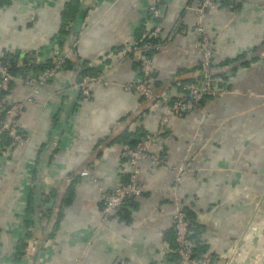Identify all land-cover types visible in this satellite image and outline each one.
I'll return each mask as SVG.
<instances>
[{"label":"crops","instance_id":"1","mask_svg":"<svg viewBox=\"0 0 264 264\" xmlns=\"http://www.w3.org/2000/svg\"><path fill=\"white\" fill-rule=\"evenodd\" d=\"M201 2L165 0L168 47L153 76L163 97H178L177 81L200 78L191 50ZM0 4L1 57L43 67L56 40L71 62L19 117L29 144L0 153V264H178L179 207L192 221L194 252L211 264H264V0H219L208 10L204 24L219 61L232 66L228 93L180 117L161 98L124 90L140 78L141 55L130 49L148 29V0ZM87 71L100 81L85 98L79 83ZM30 91L15 83L11 101ZM165 115L168 129L155 150L161 165L143 161L141 196L104 222L101 189L126 183L124 152Z\"/></svg>","mask_w":264,"mask_h":264},{"label":"built area","instance_id":"2","mask_svg":"<svg viewBox=\"0 0 264 264\" xmlns=\"http://www.w3.org/2000/svg\"><path fill=\"white\" fill-rule=\"evenodd\" d=\"M217 1L219 0H202L199 9L196 11L197 25L195 34L198 37V42L191 50V53L199 59L200 78L196 82L177 81L174 86L181 93L178 95L177 100L172 101L171 96L163 97L158 94L153 85L154 61L168 47L165 30L161 24L165 0H148V29L140 42H136L130 49L131 52L141 55L140 78L124 86V90L127 92L134 91L150 100L159 98L165 100L172 114L177 117L199 110L201 103L207 98H223L228 93L224 85L229 79L228 77H232V66H221L219 64L218 55L220 54L218 48L213 44L209 31L204 24L206 13L214 8ZM1 10L2 6L0 4V12ZM156 39H160L162 43H153V40ZM52 49V67L45 68L38 77L31 79H24L20 75L13 74L10 66L5 64L0 56V153L5 151L13 152L29 144L30 138L21 131L18 119L27 105L35 103V97L39 94L41 86L52 80L63 70L68 60L67 56L61 52L58 41L52 42ZM21 66L22 64L20 63L19 67ZM99 81L95 76H83L79 84L82 95L85 98L90 97V84L99 83ZM17 82H24L31 88V91L19 102H12L10 96L13 85ZM168 125L169 117L165 115L161 118L159 129L155 133L142 135L134 147L124 152L123 157L126 159L131 171L127 182L117 187L114 191L106 192V190L101 189L104 222L113 216L128 199L141 196L139 166L143 161L147 160L157 166L161 165V159L155 150L166 136ZM56 145L53 147L56 148ZM185 171L186 167L184 165L177 169L174 188L181 182V177ZM82 176H89V173L85 171ZM191 226L192 221L184 209L182 207L177 208L174 214V227L178 264H211V258L194 252L195 241L192 229L190 230ZM33 244L35 242L30 241L28 249L29 247L32 248Z\"/></svg>","mask_w":264,"mask_h":264},{"label":"trees","instance_id":"3","mask_svg":"<svg viewBox=\"0 0 264 264\" xmlns=\"http://www.w3.org/2000/svg\"><path fill=\"white\" fill-rule=\"evenodd\" d=\"M137 42H140V39L137 41ZM166 42V41H165ZM153 43H162V41L160 39H156V40H153ZM141 44V43H140ZM134 53V52H133ZM152 54V53H151ZM2 61L9 65L10 68H11V71L13 72V74L15 75H20L22 76L24 79H27V76L29 74V72L33 69H45V68H49V67H52L51 63H46L45 65H38V64H35V65H30L26 58L21 60V57L20 56H15V55H11V54H7L5 56L2 57ZM22 64L21 67H19V64ZM225 63H228L229 62H221L220 61V65L223 66L225 65ZM71 66V62L70 61H67L64 68L63 69H68L70 68ZM86 75H91L88 71L87 72H83L82 76H86ZM92 76V75H91ZM190 82H193V81H190ZM172 101L174 100H177V97H173L171 98ZM142 136H140L141 138ZM139 138V139H140ZM138 139V140H139ZM138 140L135 142L134 146L137 144ZM133 146V147H134ZM128 180V179H127ZM127 182V181H126ZM131 199V198H130ZM130 199H128L127 201H129ZM184 211L186 212L187 216L189 217V214H188V210L186 208H183ZM192 229V226L190 228V230ZM26 247V246H25Z\"/></svg>","mask_w":264,"mask_h":264},{"label":"water","instance_id":"4","mask_svg":"<svg viewBox=\"0 0 264 264\" xmlns=\"http://www.w3.org/2000/svg\"><path fill=\"white\" fill-rule=\"evenodd\" d=\"M81 81H82V78H80V83H81ZM80 83H79V84H80Z\"/></svg>","mask_w":264,"mask_h":264}]
</instances>
